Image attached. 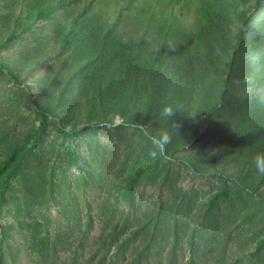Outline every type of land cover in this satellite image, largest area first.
Wrapping results in <instances>:
<instances>
[{"label": "trees", "instance_id": "obj_1", "mask_svg": "<svg viewBox=\"0 0 264 264\" xmlns=\"http://www.w3.org/2000/svg\"><path fill=\"white\" fill-rule=\"evenodd\" d=\"M19 40H28V56L1 53ZM0 68L40 114L0 159V231L12 178L52 119L63 134L116 123L153 137L165 131L171 159L236 180L264 204L253 162L264 151V0H0ZM168 99L184 111L162 121ZM229 193L226 185L209 201Z\"/></svg>", "mask_w": 264, "mask_h": 264}, {"label": "rangeland", "instance_id": "obj_2", "mask_svg": "<svg viewBox=\"0 0 264 264\" xmlns=\"http://www.w3.org/2000/svg\"><path fill=\"white\" fill-rule=\"evenodd\" d=\"M27 46L19 40L1 53L26 57ZM39 122L29 91L0 68V159ZM57 127L52 119L12 178L3 264H264V204L243 184L198 173L165 149L152 160L153 136L135 125ZM226 185L229 195L213 206Z\"/></svg>", "mask_w": 264, "mask_h": 264}, {"label": "clouds", "instance_id": "obj_3", "mask_svg": "<svg viewBox=\"0 0 264 264\" xmlns=\"http://www.w3.org/2000/svg\"><path fill=\"white\" fill-rule=\"evenodd\" d=\"M181 111H184V106L182 103L168 99L165 101L163 107L159 112V118L162 121H173L176 114ZM171 139V136L168 135L165 131H161L157 137H153L152 143L154 147L148 153L149 158H151L152 160H156L159 156H162L165 146L171 142ZM253 162L256 171L261 176H264V151L257 152L253 157Z\"/></svg>", "mask_w": 264, "mask_h": 264}]
</instances>
